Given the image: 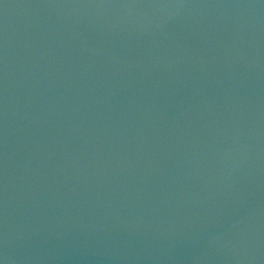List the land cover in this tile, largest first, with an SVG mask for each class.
Instances as JSON below:
<instances>
[{
    "label": "water",
    "instance_id": "1",
    "mask_svg": "<svg viewBox=\"0 0 264 264\" xmlns=\"http://www.w3.org/2000/svg\"><path fill=\"white\" fill-rule=\"evenodd\" d=\"M0 264H264V0H0Z\"/></svg>",
    "mask_w": 264,
    "mask_h": 264
}]
</instances>
